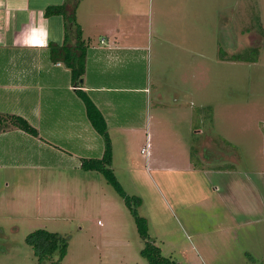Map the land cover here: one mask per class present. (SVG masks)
I'll return each mask as SVG.
<instances>
[{"label": "rangeland", "instance_id": "rangeland-1", "mask_svg": "<svg viewBox=\"0 0 264 264\" xmlns=\"http://www.w3.org/2000/svg\"><path fill=\"white\" fill-rule=\"evenodd\" d=\"M43 1L44 10L64 3ZM89 3L78 4L75 17L100 22L105 14L83 12ZM135 7L146 59L138 70L182 100L161 109L151 103L147 127L129 145L113 134L120 192L77 160L66 164L70 150L56 144L37 149L55 167L0 166V264H39L26 244L37 230L68 240L59 264H148L136 217L176 264H264V0H136ZM0 13L3 75V44L63 41L59 16L36 24L33 12ZM86 25L93 42L105 36ZM13 147L7 143L8 155ZM208 155L215 159H199Z\"/></svg>", "mask_w": 264, "mask_h": 264}, {"label": "crops", "instance_id": "crops-1", "mask_svg": "<svg viewBox=\"0 0 264 264\" xmlns=\"http://www.w3.org/2000/svg\"><path fill=\"white\" fill-rule=\"evenodd\" d=\"M89 2L84 10L82 8L84 13L87 11L95 16H105L101 17L100 22L99 18L91 22L85 18L86 23H89L91 32L106 33L98 42H93L90 34L84 36L85 28L88 29L80 19L84 15H80L78 20L76 18L84 41L81 47L84 53L83 71L79 79L74 80L71 70L51 56L50 46L53 42L42 45L35 41V45L20 46L19 50H11L10 45L3 44V48L8 49L4 59L7 73H0V102L7 99L10 103L0 106V114L25 118L36 129L37 135L31 136L12 127L1 128L2 168L33 171L40 169L42 164L44 167H55L57 164L49 162L50 158L41 160L38 157L37 149L42 143L56 144L58 149L69 148L66 164L77 160L76 165L81 167L83 160L102 159L105 142L90 121L86 104L89 101L94 106L96 117L99 115L105 123L111 151L108 167L115 172L113 134H122L124 142L127 141L129 145L137 133L147 127L151 103L161 109L182 100L178 89H164L159 84L151 86L145 70L139 71L137 68L138 62L145 66L146 59L142 55L145 48L135 40V32L140 31L135 13L136 0ZM45 3L43 0H0V12L4 15L10 10L26 14L33 12L32 15L37 16L34 22L39 24L46 21V18L43 19ZM82 3L83 0H79L78 4ZM19 4L22 6L18 7ZM31 5L35 7L31 8ZM112 5L117 12L111 8ZM112 13H116V16ZM4 21L5 18L0 16V27L4 26ZM120 32H126L125 36ZM62 43L54 44L61 46ZM15 142L22 143L24 150H16L17 147H13ZM7 143L13 147L9 155L5 149Z\"/></svg>", "mask_w": 264, "mask_h": 264}, {"label": "trees", "instance_id": "trees-1", "mask_svg": "<svg viewBox=\"0 0 264 264\" xmlns=\"http://www.w3.org/2000/svg\"><path fill=\"white\" fill-rule=\"evenodd\" d=\"M73 4L72 6L69 4ZM77 0H66L61 5L48 6L45 9L44 16H61L63 21L64 36L63 43L58 46L51 44V56L57 58L64 63L72 73L74 80L79 79L83 71L84 53L81 52V47L84 45L82 40V31L76 22L75 9L77 7ZM70 6V7H69ZM255 58H251L254 60ZM87 109L89 118L97 130V132L104 138L105 155L102 159L83 160L81 167L84 170L96 171L104 175L108 184L112 185L116 191L120 192L119 184L117 183L112 171L109 169L110 144L106 133V126L102 118L96 111L94 106L87 101ZM8 127L19 129L31 136H36V129L23 117L17 115H1L0 114V129ZM136 223L140 232V237L144 241V248L140 254L146 259L148 264H176L169 258L163 257L161 251L156 247L147 235V227L144 219L136 217ZM26 244L33 249L34 255L39 264H44L46 261L52 260V264H59L65 257L67 252L68 240L56 233H50L44 230H37L29 234L26 238Z\"/></svg>", "mask_w": 264, "mask_h": 264}, {"label": "flooded vegetation", "instance_id": "flooded-vegetation-1", "mask_svg": "<svg viewBox=\"0 0 264 264\" xmlns=\"http://www.w3.org/2000/svg\"><path fill=\"white\" fill-rule=\"evenodd\" d=\"M205 150V149H204ZM205 155V154H204ZM199 159H201V160H203V159H208V160H214L215 158H211V159H209V155H208V158L205 156V157H202V158H199ZM216 162V161H215Z\"/></svg>", "mask_w": 264, "mask_h": 264}, {"label": "built area", "instance_id": "built-area-1", "mask_svg": "<svg viewBox=\"0 0 264 264\" xmlns=\"http://www.w3.org/2000/svg\"><path fill=\"white\" fill-rule=\"evenodd\" d=\"M102 42H103V41H102ZM143 152H145V150H144V149H142L141 153H143Z\"/></svg>", "mask_w": 264, "mask_h": 264}]
</instances>
